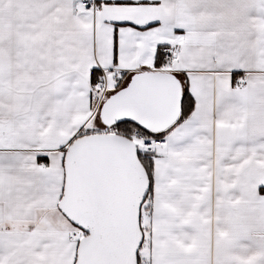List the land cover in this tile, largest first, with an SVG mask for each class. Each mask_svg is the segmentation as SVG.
Masks as SVG:
<instances>
[{
    "label": "snow or ice",
    "instance_id": "1",
    "mask_svg": "<svg viewBox=\"0 0 264 264\" xmlns=\"http://www.w3.org/2000/svg\"><path fill=\"white\" fill-rule=\"evenodd\" d=\"M0 264H264V0H0Z\"/></svg>",
    "mask_w": 264,
    "mask_h": 264
}]
</instances>
